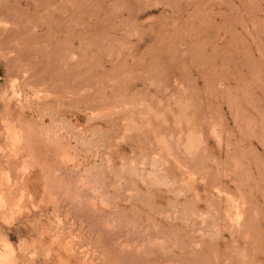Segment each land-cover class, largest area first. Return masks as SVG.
<instances>
[{
    "label": "rangeland",
    "instance_id": "1",
    "mask_svg": "<svg viewBox=\"0 0 264 264\" xmlns=\"http://www.w3.org/2000/svg\"><path fill=\"white\" fill-rule=\"evenodd\" d=\"M0 264H264V0H0Z\"/></svg>",
    "mask_w": 264,
    "mask_h": 264
}]
</instances>
